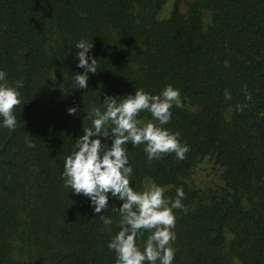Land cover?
I'll return each instance as SVG.
<instances>
[{
    "label": "trees",
    "instance_id": "trees-1",
    "mask_svg": "<svg viewBox=\"0 0 264 264\" xmlns=\"http://www.w3.org/2000/svg\"><path fill=\"white\" fill-rule=\"evenodd\" d=\"M167 1L0 0V264H264V0Z\"/></svg>",
    "mask_w": 264,
    "mask_h": 264
},
{
    "label": "rangeland",
    "instance_id": "rangeland-1",
    "mask_svg": "<svg viewBox=\"0 0 264 264\" xmlns=\"http://www.w3.org/2000/svg\"><path fill=\"white\" fill-rule=\"evenodd\" d=\"M180 4V9L182 13H185L186 3L190 2L191 0H178ZM175 0H168L166 5L164 6L163 10L159 14L160 19H165L168 17L169 12L171 10V6ZM202 12V25L204 27H207L210 25V13L206 10H201ZM170 99L177 104L181 103V100L178 98L177 94L174 92L170 93ZM220 174L221 171L218 167L214 166L211 161H208L207 159L199 164L193 173L186 178V180L192 184V186L202 188V189H212L215 187V185L219 184L221 182L220 180ZM169 189V186L167 187H157L154 185L150 180H145L143 182V190H144V203L146 206H150L153 201L163 195L165 191ZM233 264H240L237 261H234Z\"/></svg>",
    "mask_w": 264,
    "mask_h": 264
}]
</instances>
